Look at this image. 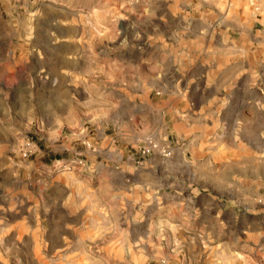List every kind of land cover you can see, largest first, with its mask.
<instances>
[{"label":"rangeland","instance_id":"obj_1","mask_svg":"<svg viewBox=\"0 0 264 264\" xmlns=\"http://www.w3.org/2000/svg\"><path fill=\"white\" fill-rule=\"evenodd\" d=\"M199 1L0 0V264H264V0Z\"/></svg>","mask_w":264,"mask_h":264},{"label":"crops","instance_id":"obj_2","mask_svg":"<svg viewBox=\"0 0 264 264\" xmlns=\"http://www.w3.org/2000/svg\"><path fill=\"white\" fill-rule=\"evenodd\" d=\"M197 4H198V7L200 8L203 7V8L218 9V8H225V6H231L232 2H229L227 0H211V1L201 0ZM219 17L221 18V22L223 24L228 25V23H230L228 14L225 15L223 11L220 13ZM210 35L216 36L213 33H211ZM205 36L207 37L208 35L206 34ZM233 50L234 49L229 48V47H224V48L214 47V48H211L208 51V54L206 55H203V53L196 54V55L201 56V59L196 62H201L202 59H204L206 62L209 63L210 71L212 72V76H210L209 70H205L207 72V77H199L203 80L201 81L202 82L200 84L201 86H204V85L208 86V84L212 86H216L217 85L216 82L218 80L228 79V66L231 65L232 63H237V65H239L236 69L238 72L236 79L239 80L240 76H243V72L247 70L245 60H244L245 59L244 50L241 49V52H237V53H234L236 51H233ZM234 60H237V61H234ZM257 61L258 60L256 58V62Z\"/></svg>","mask_w":264,"mask_h":264},{"label":"built area","instance_id":"obj_3","mask_svg":"<svg viewBox=\"0 0 264 264\" xmlns=\"http://www.w3.org/2000/svg\"><path fill=\"white\" fill-rule=\"evenodd\" d=\"M260 2H261V0H248V3L254 9L258 8ZM155 150L159 151L164 156H167L169 154V150L167 148H165V147L159 148V146L151 140H148L144 144L138 146L136 149V152L141 157V156L149 155L151 152H154Z\"/></svg>","mask_w":264,"mask_h":264}]
</instances>
